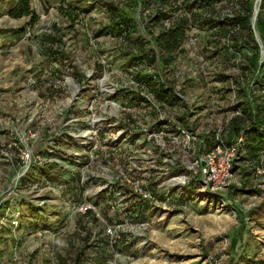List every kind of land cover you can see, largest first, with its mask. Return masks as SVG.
Returning <instances> with one entry per match:
<instances>
[{"label": "rangeland", "instance_id": "374dc122", "mask_svg": "<svg viewBox=\"0 0 264 264\" xmlns=\"http://www.w3.org/2000/svg\"><path fill=\"white\" fill-rule=\"evenodd\" d=\"M110 1L30 0L34 19L13 17V3L0 0V264H264V174L254 162L238 155L235 179L223 189L204 190L192 175L194 183L185 185L175 173L199 174L189 152L240 113L249 82L240 52L219 44L206 53L204 32L192 28L175 71L168 65L159 73L178 98L170 106L117 40L96 38ZM252 2L258 10L261 0ZM59 33L63 55L46 41ZM152 70L159 72L158 65ZM188 112L191 128L172 141L170 130L183 129ZM158 123L159 154L151 141L143 144ZM69 141L78 142V157L88 156L80 170L45 153L67 154ZM46 162L62 166L59 185H49L40 171ZM259 166L264 172L263 161ZM74 170L84 186L78 200L67 187ZM117 180L150 194L154 181L163 197L147 199L143 221L133 220L129 192L109 185ZM170 194L186 200L173 203ZM82 205L94 214L81 212ZM109 228L120 238L101 242Z\"/></svg>", "mask_w": 264, "mask_h": 264}, {"label": "trees", "instance_id": "16d2710c", "mask_svg": "<svg viewBox=\"0 0 264 264\" xmlns=\"http://www.w3.org/2000/svg\"><path fill=\"white\" fill-rule=\"evenodd\" d=\"M10 1L14 6L11 12L13 17L31 16L37 19L35 13L31 11L30 0ZM104 11L108 22L100 26L96 32V38L109 35L117 40L120 47H123L120 50L121 54L131 57L134 64L133 68L136 71L149 73L148 79L150 81H148V84L152 86L150 90L170 106L174 105L178 98L166 89L159 73H163L168 65H172V71H175L176 61L185 54L184 44L188 41V32L192 28L204 32L203 48L206 53L210 45L219 44L223 46L222 49L226 53H230L232 50L240 52L242 77L244 82L249 81L248 88L245 92V102L240 109V113L231 119L228 126H224V138L227 142H232L237 136L242 135L243 143L240 146L239 155H242L248 164L254 162L253 169L257 171L261 161L264 162V0H261L258 10L252 0H111L109 4L105 5ZM71 16L72 13L69 14V17ZM142 29L147 31L148 39L142 35ZM135 35L137 36L135 37ZM59 36L56 39L54 36L49 35L46 41L48 44L59 45L56 48L51 47V50L56 55H63L61 50L64 48V42L61 33H59ZM244 49L251 51V55H244L242 52ZM155 64L158 65L159 72L152 70ZM140 67L144 68L140 69ZM158 77H160L159 80ZM82 78L86 79V76L82 75ZM125 94V97H127V93ZM139 99H129L125 105L132 101H144V98ZM187 114L188 116L183 117L181 120L183 129L170 130L172 141L182 134L184 128H191L189 122L190 112ZM124 120H126V123L132 121L131 117H126ZM219 128L210 137L199 138L196 144L197 148H195L196 152H189L192 157L191 163L197 172H199V169L194 164L195 158L199 154L211 151L216 146V134ZM160 129V123L154 125L152 130L146 133L148 135H145L143 142L147 145L151 141L154 144H152L153 148L151 147V150L155 153L158 152L157 154L161 151L158 145L160 141L153 134H156L154 131L159 132ZM138 135L136 133L131 138L135 139ZM169 140L166 138V141L170 143ZM68 143L71 146L69 149L71 151L67 154L56 148L52 152L47 151L45 153L53 159L59 157L64 161L71 162L80 170V167H83L85 162L88 161V156H77L76 150L80 147L77 141H72V143L69 141ZM173 158L175 157L172 156L170 159L173 161ZM40 171L47 175L49 185H59L57 179L62 177L64 172L62 166L56 162H46ZM234 171L236 172V163ZM175 173L186 178L183 184L188 185L192 180L190 178L192 175L195 180L200 179L199 182L203 187L200 172L195 174L196 172H187V169L175 168ZM54 174L56 176H53ZM81 178V172L74 170L70 182L67 184L76 200L84 194ZM151 184L154 186L152 195L163 197V194L155 190L157 184L154 181ZM109 185L114 188L113 192L122 190L129 192L128 195L131 199L129 214L132 215L133 220L140 219L143 221L144 202L146 200L143 201L133 191L129 190L126 184H121L118 180ZM111 197L110 199L115 200V197ZM172 199L173 203L176 204H182L186 200L183 196H175L174 198L170 194L167 200L172 201ZM86 214L93 215L94 212L89 210ZM106 240H108V236L105 232V238L101 242H106ZM106 245H108V242ZM85 249H82L81 254ZM97 249L102 251L103 247L97 246ZM80 261L81 259H79Z\"/></svg>", "mask_w": 264, "mask_h": 264}, {"label": "built area", "instance_id": "2783aa9c", "mask_svg": "<svg viewBox=\"0 0 264 264\" xmlns=\"http://www.w3.org/2000/svg\"><path fill=\"white\" fill-rule=\"evenodd\" d=\"M217 144L209 152L199 154L194 161L195 166L199 169L200 177L203 183V189H223L228 187L235 179L234 165L240 152V146L243 143L242 135L237 136L232 142H227L224 138V127H220L216 134ZM257 168V173L264 174ZM185 183L186 178H180ZM133 192L143 201L155 199L153 195L141 184H132ZM92 206L82 205L79 210L86 213L92 210ZM109 238H120V235L113 228L106 230Z\"/></svg>", "mask_w": 264, "mask_h": 264}]
</instances>
